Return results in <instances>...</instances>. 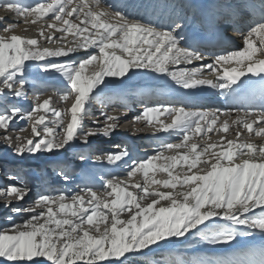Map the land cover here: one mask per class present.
<instances>
[{
    "label": "snow or ice",
    "instance_id": "snow-or-ice-1",
    "mask_svg": "<svg viewBox=\"0 0 264 264\" xmlns=\"http://www.w3.org/2000/svg\"><path fill=\"white\" fill-rule=\"evenodd\" d=\"M2 7L21 17L25 25H39L36 37L15 34L19 22L0 30V130L4 133L0 141L19 157L66 150L75 147L74 140L87 145L89 137L98 134L110 136L120 126L118 115L103 112L104 126L97 128H87L85 119L93 102L105 103V89L140 74L133 69L166 75L185 90L202 86L220 90L226 99L242 96L254 78L264 85V0L229 2L202 22L213 47L222 46L226 24L243 39L239 49L221 50L211 57L205 54L210 51L207 44L202 47L186 39L181 14L161 24L147 18V9L141 15L144 5L134 0L121 4L9 0ZM41 38L58 46L42 47ZM80 51L86 53L84 58L71 59ZM62 57L69 62L50 59ZM197 61L199 67H188ZM34 69L59 74L65 86L54 94L62 102L71 98L70 108H52V96L40 102V95L28 110L8 104L10 94L27 99L26 85ZM206 71L215 79L207 78ZM261 100L258 106L248 105L251 110L235 112L183 103L145 106L133 122L153 126L156 121V132L179 135V142L163 143L155 155L130 165L125 159L130 156L127 149L97 155V161L128 167L125 179L114 174L101 177L103 191L85 185L75 193L44 192L25 207L12 208L9 198L22 202L31 188L22 177H9L20 182L0 187V199L8 201L4 207L16 216L28 215L21 223L0 228V260L7 264H160L143 260L145 250L171 243L173 237H186L193 230L194 238L209 245L236 248L245 238L255 240L257 235L264 241V143L241 142L245 133L264 139V96ZM112 111L118 113L120 108ZM164 114L171 123L159 120ZM63 115H70L66 126ZM20 121L28 123L18 128ZM29 127L33 138L18 134L15 141L20 143L8 134L23 133ZM230 130L235 139H228ZM210 134L219 135L220 140L212 141ZM197 137L209 142L201 145ZM79 158L87 159L83 154ZM177 168L186 171L180 173ZM157 173L167 178L158 179ZM138 174L141 179L133 182ZM0 175L7 173L0 171ZM60 175L71 179L63 169ZM167 264L189 262L177 259ZM191 264H264V244Z\"/></svg>",
    "mask_w": 264,
    "mask_h": 264
},
{
    "label": "bare ground",
    "instance_id": "bare-ground-1",
    "mask_svg": "<svg viewBox=\"0 0 264 264\" xmlns=\"http://www.w3.org/2000/svg\"><path fill=\"white\" fill-rule=\"evenodd\" d=\"M3 1H4L3 5L5 3L9 2V0H3ZM138 1L139 0H134V2L137 3V5L143 4V3H140ZM160 1H162L164 3L163 11L164 10L165 11L163 13V16H162V14L157 13L159 11L160 7H161L160 3H156L155 2L153 5H151L149 7L153 11H155V14H156V17H155L156 20L155 21H158L159 23L165 24V25L169 24L170 23V17L174 19L176 17V15H177V14H175V12L173 14H171L172 10L178 8V7H175V6L171 7L170 4L171 3L179 4L180 5L179 9L181 10L182 7L184 9V14L182 15L183 19L180 20V23L185 25L184 35L186 37L187 33H188V30H189L191 24L194 22V19H195L194 12L193 11H189L187 9V7L182 5L181 2L178 1V0H160ZM22 2H24L26 4H28V3L35 4V3L39 2V0H22ZM105 2L106 3H111V4H121V3L125 2V0H105ZM3 5H0V7H2ZM166 5L168 6L167 10H166ZM0 17L4 18L3 20H0V27L2 26L1 28H3L8 23L19 22V27L16 29L17 31H15V34L18 33L17 35L23 36L18 31H21V30H19L21 28H27L28 29L27 32L30 31V32L34 33L33 36L31 35L32 37H35V35L37 36V33H35V31L37 32V28L39 27V25H31V24L30 25H22L23 19L21 17H17L14 13L5 10L3 7L0 8ZM148 19H151V18L148 17ZM228 28H229V26H228ZM228 31H229V35H232L234 38L236 36H239V34H240V32L237 31L236 29H234L233 32H232V30H228ZM237 32H238V35H237ZM23 33H25V32H23ZM26 34H28V33H25V35ZM5 35H7V33ZM56 35L59 36L60 33H57ZM41 40L44 41L42 38H41ZM236 40H237V37H236ZM45 43H47V42H45ZM231 44H235V42H232ZM50 45H54L53 47H57L56 44H50ZM242 46H243V41L242 40L241 41L237 40L236 41V48L230 49V50H236V49H239ZM230 50H228V51H230ZM206 55H209V57H211L210 53H208ZM80 56H82V58H84L86 56V53L84 51H80L79 53L72 54L71 59H73V58H79L80 59ZM50 59H53V60H56V61H59V62H64V63L69 62V58H63V57L62 58H50ZM206 62L210 63L211 62V58H209V60L206 61ZM200 63L201 62L197 61V62H194L193 65H189L188 67H199ZM180 67H184V65H180ZM173 70H175V67H173ZM132 71H137L140 74L132 77L131 80H127V82L125 84H123V85H118L117 84L118 86H117L116 92L119 89H123L121 92H126V91H129V89L143 87V86H148V87L157 88V89H164L167 93L175 92V93H178V94L182 95L181 100H179L177 102H173V104H171V105H175V106H179L181 103H183L184 105L195 106L197 108H207V109H217V108H219L221 110L231 109L234 112L237 109H247V107H245V108L242 107V99H240L238 97L234 98V99H226L225 96L221 94L220 90L212 89V88L207 87V86H202V87L197 88V89L185 90V89L179 87L178 85H176L166 75L153 73V72H151L149 70H136V69H133ZM129 75H131V72L129 73ZM204 75L207 76V78L215 79L214 76L208 75L207 71L204 73ZM117 79H119V78L112 77V80H117ZM125 79H127V78H125ZM45 87H47V85L43 86V85H41L39 83H35V84L34 83L33 84L29 83L26 86V90H27V93H28L27 98H30L31 96L39 95L40 91H42ZM110 87H116V86H110ZM58 88L61 89V88H63V86H58ZM113 91H114V89L112 90V92ZM110 93L108 91H104L103 92L102 96L104 98L105 103H97V102H95V104L94 103L92 104L93 108L92 107L90 108V113L94 114V117L93 118H87L86 117L85 124H86L87 128H97V127H103L104 126L105 117L102 115V113L108 111L107 106H111L112 104L114 105L116 103L115 100L113 99V94L114 93H112V94H110ZM46 96H47V94L42 95L41 96V100H43ZM194 97L200 98V100L198 102H196V103H191L190 99H192L193 102H194ZM11 98H13V97H11ZM218 98L222 99V101H223L220 105L217 103V99ZM202 99H205V100H202ZM15 102H17V98L16 97H14V102L13 101L12 102H8V104L9 105L16 104ZM53 102H55V101H53ZM64 103L65 102L61 103L59 105V108H62L64 106V109H67L68 106L65 105ZM150 103L152 105H167L168 104L167 102H164L163 100H160L158 103L156 101H151ZM144 105L145 104H141V105H138L137 107L140 108V109H144ZM19 106L22 109H25V110H28V109H30L32 107L31 106V107H28V108H24L23 105H22V100L20 101ZM94 106L97 108V111L93 110V109H96ZM247 110H251V109H247ZM43 114L44 113H39L38 115H43ZM49 118H51V117H49ZM168 118H169V116H167V120L166 121L169 120ZM62 119L64 120L65 126H66L67 123L70 120V115H63ZM27 123H28L27 121H20L17 124V127L18 128L19 127H23ZM155 127H159V124H154L153 126L143 125L141 127V129H139V131L141 132L140 133V140L138 142H136V144H138V145H135V146L138 148L139 154H146L147 153V155L146 156H138V159L136 158V160H142V158H145L147 156L148 157L152 156L150 154L155 155L154 153H156V151L161 147V145L163 143L179 142V139H180L179 135H170L169 133H164V134L160 133V132H163V131L156 132L155 131ZM87 128H86V130H87ZM8 134L13 137V141L15 143H20V142L15 141V137L18 134L20 136H22V137H25V138H33L30 127L28 128V131L23 132V133H17V132H11L10 131ZM156 134H161V136H157ZM2 135H4V133H3L2 130H0V136H2ZM210 135L212 136V141H219L220 140V136L219 135H214V134H210ZM103 136H104L103 134H98V135H96L94 137H89V140H91V139L100 140ZM227 137H228V139H235L234 132L230 130V132L227 134ZM214 138H216V139H214ZM195 139H196V142L200 143L201 145H203L204 143L209 142L206 139L205 140H201L198 137L195 138ZM249 140L252 143H255V144L264 143V139L259 138V137L255 138L254 136L250 138L247 135V133H245L241 137V142L249 141ZM110 141L119 142V141H121V138L120 137L112 138V139H110ZM73 143L74 144H79L81 142H79L78 140H74ZM143 144H151V146H149L147 148H143L145 146ZM127 147L130 148L131 145H127ZM7 148L10 149V152L7 151ZM100 149H102V148H100ZM66 150L69 153L71 151L70 148H67ZM62 151H65V149H61V150H59V152L58 151H54L53 153H42V154L38 153V154H36L34 156L25 155L24 157H19V156L15 155V153L13 152L12 148L7 147L5 142L0 141V158L1 157H8L9 153H12V156L10 155L11 158L13 157L16 160H18L20 162H25V163H29L31 161L32 162H38V159H40L42 157H49L48 160H53L54 156H56L57 154L61 153ZM141 152H143V153H141ZM103 153L106 154V153H109V152H103ZM75 154H87V153L82 151V150H77V151H75ZM99 155H101V154H99ZM69 157H71V156H69ZM69 161L70 160L67 158L65 160V163L69 164ZM3 162L7 163V165L9 167L11 166V164H15V165L19 164V163H15L14 161H11V162L3 161ZM70 166L67 167V165H63L62 169L65 170L66 168H69ZM10 168H15V167L11 166ZM15 169H16V171L19 172L18 176L19 175L21 176L23 170H21L20 168H15ZM127 170H128V167H127V165H125L123 167H120V169L118 168L117 170H115V172H113V174L114 175H119V176L123 175L122 179H125ZM176 171L180 172V173H183L184 171H186V169L177 168ZM161 174H163V173H161ZM163 175H166V174H163ZM140 179H141V175L138 174L137 177L134 178L133 182L138 181ZM72 182L75 183L74 180ZM6 183H7V180H5V179L0 181V187L5 186ZM61 183H62V181H61ZM74 183H71L70 184L71 186H68V190L71 193H75V192L79 191L77 189V187H78L77 184H74ZM84 186L85 185H83L81 187H84ZM87 186L92 187L94 190L103 191V190L99 189V187H96V185H87ZM61 188H62L61 186H58L57 188H53V189L49 190L48 192H53V194H59L60 192H64L63 190H61ZM31 202H32L31 197L29 198V196H27L24 201L19 202V203H20V205L22 207H24V206L30 204ZM4 204H5V201L3 199H0V206L3 207ZM17 204H18V202L14 200L13 206H16ZM37 211H39V209H37Z\"/></svg>",
    "mask_w": 264,
    "mask_h": 264
},
{
    "label": "rangeland",
    "instance_id": "rangeland-1",
    "mask_svg": "<svg viewBox=\"0 0 264 264\" xmlns=\"http://www.w3.org/2000/svg\"><path fill=\"white\" fill-rule=\"evenodd\" d=\"M155 1L158 2V0H140V2L144 4V8L140 9L141 15H144L143 13H144L145 9H147V12H148L147 18L149 17L153 21L156 20V18H155L156 14L154 13V11H152V9L147 7V4L150 6ZM2 2H3V0H0V4ZM170 5H171V7H173V6L179 7L180 6L179 4H174V3H171ZM0 8H2V7H0ZM173 12H175V13L177 12V14H179V13L183 14L184 13L183 11H180L178 9L177 10L175 9ZM17 17H19V16H17ZM22 25H25V24L22 23ZM28 25H30V24H28ZM1 27H0V29L2 30L3 28H1ZM19 30H21V31H18V32L20 34H22L23 36L32 37L34 34L30 31L29 32L25 31V28H21ZM243 30L246 31L247 28L243 27ZM23 32L28 33V34L25 35V33H23ZM35 33H37V32L35 31ZM3 34H6V33H3ZM237 35H238V32H237ZM35 37H36V35H35ZM238 38L240 41L243 40L242 36L240 34H239ZM41 46L42 47H53L54 45H50L49 43L47 44V43H45V41L41 40ZM80 58H82V56H80ZM77 59H79V58H73V60H77ZM56 62H59V61H56ZM59 63H64V62H59ZM29 80H30V84L39 83L43 86H45V85L52 86L55 84L58 86H63V87L65 86V84H64L62 78L59 76V74H55V73L46 74L39 69L33 70L31 75L29 76ZM107 80H112V77H108ZM112 86H116V87L107 88V89H105V91H108L109 93L111 92L110 94L114 93L116 91L118 85L114 84ZM113 89H114V91L112 92ZM102 95H103V93H102ZM11 97H13V98H11ZM21 100L22 99L17 98V102H15L17 106H19V103ZM12 101L14 102V96H12L10 94L8 97V102H12ZM22 102H23V100H22ZM73 102L74 101L70 98L69 101L65 102L64 104L67 105L68 108H70L71 104ZM61 103H63V102L59 101L58 104L51 105V107L55 108L57 110L64 109V106L62 108H59V105ZM93 103L95 104V102H93ZM91 107L93 108L92 105H91ZM93 110L97 111V108L93 109ZM93 117H94V114L89 112V115L87 116V118H93ZM143 145H145V147H143V148H147V147L151 146V144H143ZM127 150L129 152L130 156L126 157L125 159L128 160L129 165L131 164V162L133 160H136V158L138 159V156H146L147 155V153L146 154H139V151L137 148L127 149ZM7 151L10 152V149L7 148ZM10 155L12 156V153H9V156H8L9 158L8 157H1L0 158V165H3V167L8 169L6 167L7 163H4L3 161H7V162L14 161L15 163H19L16 165L11 164V166H13L15 168H20L21 170H23V174H21V177L23 178L24 183H27L28 185H29V182L31 181L30 177L36 176L40 180V182L36 181L33 183L36 186V184L39 182V184L36 186V188H35V186L31 188V185H29V187L31 188V192L29 193L28 196H29V198L31 197L32 201L34 200V198L38 194L48 192L49 190L58 187V186H54V185H49V186L47 185V183H49V181H52L50 178H48V176H44V178H42L44 175L43 173L47 172L48 169H46L40 165L42 162L47 161L49 159V157H42V158L38 159V162H32L31 161L29 163H25V162H20V161L14 159L13 157L11 158ZM150 155H153V154H150ZM147 158H148V156L145 158H142V160L147 159ZM117 164H123V161H118ZM72 166L73 165H71L69 168H67V173L70 175L72 181L75 180V178L78 181H80L79 187H81L82 185H96V187H103L102 186L103 182L101 181L100 178L101 177L106 178L107 176L113 174V172H115V170L118 169L116 164L95 165L93 163H90L88 166H86L80 170H77L75 172L72 169L73 168ZM201 167H203V166H201ZM119 169H120V167H119ZM72 170H73V172H72ZM41 174H43V175H41ZM120 177L122 178L123 175ZM157 178L158 179H164L167 177H166V175H163L161 173H157ZM77 186H78V184H77ZM62 188H64V187H62ZM161 190L166 191L168 189H161ZM162 203H164V202H162ZM17 205L18 206H16V207L22 208V206L20 205L19 202ZM4 209H6L4 206L3 207L0 206V228L11 226V224H13V223H21L24 219L27 218V215H28V214H25V215H21V216H16L14 213H11V211L8 209H7L8 212L6 213L7 210H4ZM9 215L13 216V219L11 221H9L7 219V217ZM124 218L126 219L127 216H125ZM194 232H195V230L188 233L186 235V237L170 238V240L172 241L171 243L161 242V245H153L151 247V250H145V257H143L142 259L147 260V261L157 260L160 262V264H167L168 261H175L177 259H182L185 261L186 257L188 256V258H190V259H188L189 264H191L192 261L198 260V259L213 258V257H215V258L228 257V256L232 255L234 252L241 250V248H244V249L257 248L258 249L259 247H261L262 244H264V241H261L259 236L257 235V238L255 240H250L248 238H245L243 245L238 246L236 248L229 247L227 245H209V244H206L204 242L199 241L198 238H194ZM136 262H139V261H133V263H136ZM0 264H7V262L0 260ZM43 264H47V262L43 261Z\"/></svg>",
    "mask_w": 264,
    "mask_h": 264
},
{
    "label": "trees",
    "instance_id": "trees-1",
    "mask_svg": "<svg viewBox=\"0 0 264 264\" xmlns=\"http://www.w3.org/2000/svg\"><path fill=\"white\" fill-rule=\"evenodd\" d=\"M31 178V181L29 182V185H31V187H34L35 184H33L34 182L36 181H40L36 176L34 177H30ZM190 258H188V256L186 257V260H188ZM133 264H140V261L139 262H136V263H133Z\"/></svg>",
    "mask_w": 264,
    "mask_h": 264
}]
</instances>
